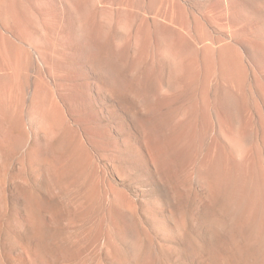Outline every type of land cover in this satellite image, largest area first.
<instances>
[{
	"label": "rangeland",
	"instance_id": "374dc122",
	"mask_svg": "<svg viewBox=\"0 0 264 264\" xmlns=\"http://www.w3.org/2000/svg\"><path fill=\"white\" fill-rule=\"evenodd\" d=\"M0 264H264V0H0Z\"/></svg>",
	"mask_w": 264,
	"mask_h": 264
}]
</instances>
